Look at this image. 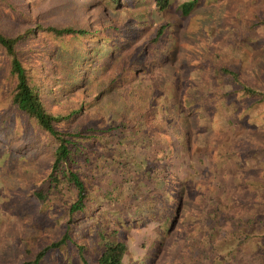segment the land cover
I'll list each match as a JSON object with an SVG mask.
<instances>
[{
  "label": "rangeland",
  "instance_id": "rangeland-1",
  "mask_svg": "<svg viewBox=\"0 0 264 264\" xmlns=\"http://www.w3.org/2000/svg\"><path fill=\"white\" fill-rule=\"evenodd\" d=\"M87 1L30 2L31 14L40 20L103 28L96 33L104 36L101 39H86L94 43L96 51L88 49L85 81L56 103L85 102L86 115L99 126L119 122V111L125 108L130 124H138V131L135 137L130 133L120 137L118 130L112 129L106 134L107 142L97 144L99 158L94 157L83 170L90 215L75 222L69 240L48 248L39 264H82L77 255L79 243L85 245L89 259L95 260L105 242L97 231L106 238L127 241L129 250L122 264H215L213 260L220 258L222 264H264V116L258 115L264 105L250 109L251 99L227 94L231 86L216 72L229 66L264 88V0H197L185 15L181 9L184 0H171L162 13L148 0L121 8H112L107 1L87 8ZM15 21L7 11L0 12L4 27L33 24ZM123 24H135L139 33L122 50L111 45L109 37L122 38L117 34ZM160 24L168 25L160 48L154 51L162 57L168 55L169 61L164 62L169 63L165 67L157 63L146 72L137 71L136 77L129 76V63L138 61ZM42 41L55 46L53 57L43 59L45 67L51 59H77L76 50L89 47L79 38L61 39L52 34L44 35ZM63 70L64 83L81 77ZM3 71L0 54V75ZM162 72L177 81L173 85L166 78L167 91L155 102L164 103L167 113L177 104L183 113L173 118L158 111L138 116V105L149 108L145 92L152 88L147 83H154ZM192 93L206 110L195 106ZM125 94L134 100L135 108L125 104ZM154 142L164 144L163 152L156 155ZM172 142L176 149L170 151ZM2 145L0 142V154ZM6 153L0 161V264H21L66 231V213L61 208L74 199V192L63 187L60 197L48 190L43 183L48 168L40 163L44 153L31 150L16 161L9 150ZM38 188L45 198L36 195ZM165 203L174 209L180 205L174 222L168 219L161 229L158 222L165 221L166 213L161 210ZM208 234L214 238L207 242ZM209 243L212 246L207 249L218 246L211 256L200 250Z\"/></svg>",
  "mask_w": 264,
  "mask_h": 264
},
{
  "label": "trees",
  "instance_id": "trees-1",
  "mask_svg": "<svg viewBox=\"0 0 264 264\" xmlns=\"http://www.w3.org/2000/svg\"><path fill=\"white\" fill-rule=\"evenodd\" d=\"M103 1H107L112 8H121L138 0H88L86 6L89 8L98 2L103 3ZM148 1L154 3L158 13L164 12L171 4V0ZM30 2L31 0H0V12L7 11V15L16 20L14 24H17V22H33L31 25L28 24L21 28L13 24L9 27H4L0 24V54L4 60V71L0 75V100L3 103L0 106V142L3 144L0 161H3L6 155L8 156L7 153L5 154L7 150L10 151L13 161L18 160L20 156L30 155L28 151L31 150L44 153L45 156L41 158L40 163L48 170L43 174V183L48 190H51L55 195L58 194L60 197H63V187H71L74 192V199L61 208L66 213L65 223L67 227L62 236L40 248L36 252L35 258L24 260L21 264H39V260L48 248L65 244L69 240V231L74 227L75 222L90 215L89 210L86 208L88 186L83 178V170L87 164L91 163L94 157L99 158L100 153L98 152L97 144L107 142L106 134L112 129H117L120 137L127 133L135 137V132L138 131V124L133 122V124H130L131 121L129 116L126 115L127 109L125 108L119 111L117 118L119 122L108 124L107 126H99L86 115L85 102H76L69 105L56 103L57 100L64 98V93L70 92L85 81L88 69L85 67L87 65L85 61L90 55L88 49L96 51V48L93 47L94 43L90 44V40L86 41V39L90 37H96V40L101 39L104 36L96 33L103 31V28L100 29L97 24L96 28H93L88 23H63L40 20L36 14H31ZM196 2L197 0H184L181 3L182 14L189 13ZM105 7L106 5L102 9H105ZM261 23H264V21H261ZM167 25L160 24L142 48L138 61L129 63L128 67L132 69V74L129 76L136 77L135 73L137 71L141 72L144 69L143 72H146L152 65L157 63L159 66L164 67L169 63L165 64L164 62L168 60V55L165 54V57H162L154 51L155 48H160V41ZM138 30L139 28L135 24H123L120 33L117 34V36L120 34L122 38L115 40L113 38L115 35L112 34L113 37H109L110 41H112L111 45L122 50L128 48L137 33H139ZM49 34L61 39L66 37L79 38L83 40L85 47H89L76 50L77 59L73 57H62L58 60L51 59L48 67H45L43 59H48L50 56L53 57L55 51L54 45L47 46L42 41L44 35ZM35 41H38L37 45H35ZM106 45L109 50L112 49L109 43H106ZM108 55L111 59L112 54L108 53ZM62 68L65 71L69 70L80 74V79L64 83L60 72ZM216 72L223 75L225 82L231 86L227 94L229 92L237 93L242 97L251 99L248 104L250 109H256L257 106L264 105V88L249 82L242 77L237 69L221 66ZM219 73H217L218 76H220ZM167 74L162 72L155 76L157 77V81L153 79L155 84L152 82L147 83L152 88L145 92L150 100L148 102L149 108H141L138 105V108L135 109L138 116L141 114L150 115L154 111H158L163 115L170 114L171 118H173L183 113V108L177 106V104L175 109L171 110V113H167L164 103L158 104L155 102L158 95H163L167 91L163 84L166 78L169 79L171 77ZM55 78H57V82L54 87L52 82ZM176 81L177 78L175 76L170 80L173 85L176 84ZM191 95L194 101L197 102L195 100L198 98L196 94L192 93ZM142 97L144 98V96ZM124 98L127 100L125 104L129 102L135 108L134 100L132 101L128 94H125ZM135 98L139 100L140 96L135 94ZM163 100L165 99L163 98ZM197 103H195V106L201 105ZM209 108L211 109L210 105H208L207 109L209 110ZM200 109L202 111L206 110L202 105ZM228 112L233 114L234 111L228 107ZM133 114L134 112L132 111L131 115ZM240 115H244V111ZM258 115L264 116V109L259 111ZM73 125L77 127L74 128L72 127ZM157 143L154 142L153 147L155 148H152L155 150L156 155L161 151L163 152L165 147L164 144L158 143L159 145H156ZM175 147V142H172L168 149L172 151V149H176ZM10 148L16 152L11 151ZM155 163L156 160L152 162V164ZM156 169L162 172V168L158 167ZM35 193L40 198H45L46 196L42 192V188L35 190ZM179 205L180 203L174 209L171 204L169 206H166V203L165 205L163 204L161 210H163V213L165 211L166 215L164 217L165 221L162 218V221L158 222L159 228L163 229L164 225L169 222L168 219H170L171 224L174 222ZM170 210H172V214L168 215ZM145 215L148 216L147 214ZM97 232L98 236L104 238L103 248L99 251L95 260H90L84 252L85 245L79 243L77 255L80 257L82 264H122L123 258L129 250L127 241L124 238L109 239L101 231ZM212 234L206 236L207 242L214 238ZM205 245L207 244L202 245L200 250L203 254L208 252L209 256H211V250L214 252L218 248L214 244L213 249H207L212 244ZM213 261H215V264H222L224 260L220 258Z\"/></svg>",
  "mask_w": 264,
  "mask_h": 264
}]
</instances>
